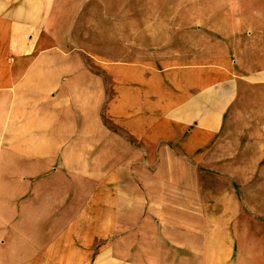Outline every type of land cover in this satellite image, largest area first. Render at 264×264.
<instances>
[{
	"label": "crops",
	"instance_id": "crops-1",
	"mask_svg": "<svg viewBox=\"0 0 264 264\" xmlns=\"http://www.w3.org/2000/svg\"><path fill=\"white\" fill-rule=\"evenodd\" d=\"M64 4L0 0V264H264V2Z\"/></svg>",
	"mask_w": 264,
	"mask_h": 264
},
{
	"label": "rangeland",
	"instance_id": "rangeland-1",
	"mask_svg": "<svg viewBox=\"0 0 264 264\" xmlns=\"http://www.w3.org/2000/svg\"><path fill=\"white\" fill-rule=\"evenodd\" d=\"M73 0H65L64 4V11L61 13V15H58L54 18L53 23H56L59 20L62 21H71L72 12L71 8H68L67 5L71 4ZM101 4L100 6L104 5L103 0H100ZM137 2L143 6H156V7H167L175 8L176 14L173 16H167V15H161V18H172L173 21L179 25L183 23H189L193 22L196 18H199L201 16L196 15V11L198 8H210L217 10V12H220L221 10L225 9H231V8H244L243 11H241L243 17L245 18L244 21H253V16L251 13H253V8H258L259 5L264 2V0H105L106 6H111L114 9L119 8L120 6H127L128 8H135ZM185 8H190V12L186 13ZM250 10V11H249ZM217 14V13H216ZM224 15L218 14V15H204L203 17H208L209 21L211 19L215 18H222ZM91 65L96 69L97 71H104L105 68L103 67V64L97 62V63H91ZM261 100H258L256 97L253 99V102H258ZM101 243L103 240L100 241Z\"/></svg>",
	"mask_w": 264,
	"mask_h": 264
}]
</instances>
